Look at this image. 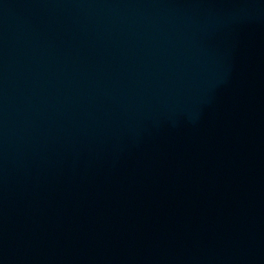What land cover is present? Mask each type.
Listing matches in <instances>:
<instances>
[{
  "label": "water",
  "instance_id": "water-1",
  "mask_svg": "<svg viewBox=\"0 0 264 264\" xmlns=\"http://www.w3.org/2000/svg\"><path fill=\"white\" fill-rule=\"evenodd\" d=\"M0 264H264V0H0Z\"/></svg>",
  "mask_w": 264,
  "mask_h": 264
}]
</instances>
